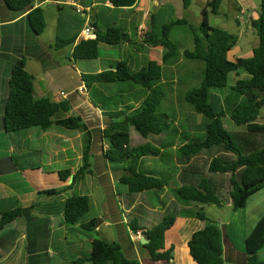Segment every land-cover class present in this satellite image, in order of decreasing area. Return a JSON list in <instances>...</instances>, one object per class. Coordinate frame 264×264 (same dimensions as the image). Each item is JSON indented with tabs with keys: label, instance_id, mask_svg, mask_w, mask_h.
Returning a JSON list of instances; mask_svg holds the SVG:
<instances>
[{
	"label": "crops",
	"instance_id": "1",
	"mask_svg": "<svg viewBox=\"0 0 264 264\" xmlns=\"http://www.w3.org/2000/svg\"><path fill=\"white\" fill-rule=\"evenodd\" d=\"M210 1L202 3L208 7ZM191 6L186 9L183 0H134L130 7H115L108 0H33L32 5L18 11L11 10L5 0H0V138L11 135L6 133L4 125L5 108L10 95V78L16 63L24 60L26 70L34 77L36 95L56 103L67 100L72 110L59 117H81L92 132L94 171L92 177L73 183L74 175L82 165L86 144V136L79 130H67L65 134L60 129L53 130L54 127L59 128L55 125L42 130L40 136L45 141L46 154L43 160L52 171L42 166L36 168L32 164H21L19 158L15 157V148L7 149L8 154L0 156V223L5 213L20 209L21 215L14 222L0 227V264H72L91 254V245L95 239L93 232L100 234L103 228L111 229L114 226L118 228L123 240H127V244L122 243L121 246L129 259L139 260L141 264H194L188 242L195 232L205 226L196 219L200 212L196 210L203 211L206 205L180 201L176 191L184 187L180 180L181 168L177 163V151L185 144L181 138L186 131L192 139L191 134H194L197 125L180 126L176 122L174 127L179 131L178 134L154 136L156 138H153V142L151 136L145 139L147 144L161 148V155L141 159L139 171L161 179L165 187L160 191L128 195L127 188L121 187L123 185L120 183L125 167L109 164L104 155L108 144L102 137V131L109 122L104 111H115L121 107L138 108L144 92L136 86H122L123 90L119 92L120 87L117 85H95L89 90L83 81V75L114 70L122 61L128 62L134 71L145 67L150 60L163 64L164 51L153 45L155 36L158 37L162 28L173 21L185 19L190 22L185 15ZM37 8L44 11L46 20V28L41 35L32 31L28 18ZM222 11L236 12V25L243 31L252 28L256 34L251 21L258 18V7L253 0H223L219 13ZM222 26L228 28L227 24ZM86 28L92 30L90 37L84 34ZM109 29L121 30L127 39L119 46L100 45L98 59H72L73 50L80 42L94 40L97 35L105 34ZM61 40H74L75 43L57 49L56 44ZM110 47L119 49L121 54L118 58L115 55L104 57L101 54L102 50H112ZM184 50L181 49V55ZM181 55L177 61L164 65V71L168 72L165 76L170 78L164 77L161 84L187 82L191 65ZM234 58L236 60L241 57ZM98 63L101 65L97 66ZM114 93L116 95H111ZM117 96L121 97L120 103L114 101L112 109L111 101L119 100ZM237 129L246 130V127L237 126ZM25 157L22 154V158ZM142 168L147 170L142 171ZM65 170L71 171L67 181H63L59 175ZM20 176L27 180L28 187H20ZM70 186L72 187L69 189ZM65 188V192L55 196L40 194ZM74 191L79 196H88L91 209L97 206L99 215L86 218V221L83 220L84 216L78 224L69 226L64 218V205L67 200L64 195ZM144 194L150 195V203L138 202L142 199L139 196ZM119 197L125 201L127 219L121 214L124 212L119 205ZM170 207H174L177 213L173 227L166 233V251L173 248V260L154 263L140 246L142 238L135 239L128 224L137 220L141 227L139 232L143 233L160 224L169 215ZM217 208L223 210L225 207ZM232 209L229 204L225 214ZM234 215L235 221L232 218V221L220 225L215 220L212 221L219 225L222 233L225 264H247L244 245H238L231 237L232 225L240 219L236 230H244L245 240L263 215L257 221L255 217L244 214L242 217L237 212ZM100 217L103 221L96 224L95 231L90 232L91 234L80 229L81 225ZM102 240L116 242L117 237Z\"/></svg>",
	"mask_w": 264,
	"mask_h": 264
},
{
	"label": "trees",
	"instance_id": "2",
	"mask_svg": "<svg viewBox=\"0 0 264 264\" xmlns=\"http://www.w3.org/2000/svg\"><path fill=\"white\" fill-rule=\"evenodd\" d=\"M5 1L8 8L18 11L33 3V0ZM108 1L115 7H130L134 4V0ZM183 1L186 9L192 4V0ZM222 1L209 2L208 7L212 9L213 14H219ZM28 18L32 31L41 35L46 28L44 11L41 8L34 9ZM251 25L259 38V45L249 58L230 60L229 54L237 47L239 38L222 28L212 26L209 14L204 10L200 25H193L185 19L176 20L164 26L158 37L155 36L153 45L164 51L163 64L150 60L145 67L134 71L128 62L122 61L114 70L83 75L84 84L89 90L95 85H117L120 87L119 92H122V86H136L144 92L138 108L104 111V116L109 119L102 131V137L108 144L104 155L109 164L125 167V174L120 178V183L127 188L128 195L160 191L165 187L161 179L139 171L141 159L160 156L161 148L150 144L132 147L131 129L144 139L179 133L174 127L175 122L168 115L159 113V108L166 98V93L161 87L164 65L177 61L181 55L180 45L171 39V33L177 26L186 28L193 41V49H185L181 56L187 61L204 64L202 83L184 95L185 103L202 116V123L196 127L192 139L186 131L181 138L185 144L177 151V163L181 168L180 180L184 187L176 191L177 198L187 203L222 207L223 201L218 196L221 189L226 192L228 204L237 212L244 210L250 199L264 189V124L259 122L261 110L264 109V0H260L258 18L252 20ZM126 39L127 36L121 30L109 29L105 34L97 35L94 40L80 42L73 50L72 59H98L100 45L119 46ZM74 43V40H61L56 44V48L63 49ZM231 74H244L245 77L228 87ZM116 100L113 99L111 103ZM71 110L67 100L56 103L48 98H38L34 77L26 70L25 61L16 63L10 78V95L5 108L6 133L18 134L32 128L47 130L54 125L69 131L83 132L86 144L82 165L73 178L75 184L94 175L92 132L81 117H59L61 114L70 113ZM225 119L238 127H246V132H230L225 126ZM202 155L212 156L206 164L205 174L196 163ZM59 175L63 181H67L71 171L65 170ZM203 176L205 179H202ZM65 191L66 188L40 194L55 196ZM90 209L91 200L88 196L67 199L64 205L66 225L78 224ZM20 215V209L3 214L0 227L14 222ZM196 219L205 226L195 232L188 242L194 264H225L219 225L203 212L197 213ZM97 223L98 220H93L81 225L80 229L86 232L95 231ZM174 223L175 217L168 215L160 224L143 232V237L149 243L139 244L146 250L151 262L173 260V248L166 251V233ZM128 227L132 234L141 230L137 220L129 222ZM91 247L92 252L88 257L78 259L72 264H141L139 260L127 258L118 242L95 238ZM263 249L264 215L244 241L243 252L247 256V264H264L259 258Z\"/></svg>",
	"mask_w": 264,
	"mask_h": 264
},
{
	"label": "rangeland",
	"instance_id": "3",
	"mask_svg": "<svg viewBox=\"0 0 264 264\" xmlns=\"http://www.w3.org/2000/svg\"><path fill=\"white\" fill-rule=\"evenodd\" d=\"M207 1L208 0H193L190 11L187 12V14L185 15L186 18H188L191 24L198 26L201 24L203 20V11L207 9V11L209 12L208 13L209 21L211 25L215 27L223 28L222 25L227 24L228 28H223V29H226L229 33L236 35L239 38L238 45L230 53L229 58L231 60H234L235 56L241 57V58H249L251 53L257 47L259 43L258 36L255 34L254 30L250 28V29H247L246 31H243L242 28L238 27L236 25V20H235L237 13L234 11H228L226 13L222 11L218 15L213 14L212 9L209 7H206V5L202 3V2L206 3ZM253 2L258 7V12H259L260 0H253ZM239 26H241V23ZM171 39L174 43L179 44L181 49H193L192 38L190 34L188 33L187 29L182 26H177L174 28V30L171 33ZM110 48H112V50H108V51L102 50L101 54L104 57H111L112 55L113 56L115 55L118 58L121 54L119 53V49H113L114 47H110ZM185 61L191 65L190 76L187 78L186 80L187 82H183V83L182 82H178V83L169 82L166 85L161 84V87L166 93V98L164 99V101L162 102L159 108V113L168 115L172 121H174L175 123L177 122L178 125L180 126H183V125L188 126V125H193V124L195 126L196 125L198 126V124L200 125V123H202V116L195 113L192 110V108L188 104L185 103L184 95L188 91L198 87L202 83L203 76H204V64L198 61H187V60ZM96 65L99 66L101 64L98 63ZM167 73L168 72L165 70L164 77L170 78V77L165 76V74ZM243 77H245L244 74H241V76L231 74L229 76L228 87L233 86L238 79L243 78ZM173 79L177 80V78H173ZM111 95H116V93L111 94ZM117 97L119 98V100L117 99V101H119L120 103L121 97L120 96H117ZM114 105H115L114 103L110 105L112 106V109ZM121 109L126 110V108L124 107H121L120 110ZM259 122L264 124V109L261 110ZM224 123L230 132H235V133H245L246 132L245 129H237V126L231 123L228 119L227 120L225 119ZM56 129L58 130L60 129L65 134H67V130L64 128H60V127L53 128V130H56ZM41 133H42L41 129L32 128L27 131H22L18 134H11L8 137L6 136L1 137L0 138V156L7 155L8 154L7 149L10 150V147H13L16 150L15 157L19 158V162L21 164H26V165L32 164V165H35L34 167L36 168H41L40 166H42L44 169L48 171H52L50 168H47L43 160L46 154H45V141H42L41 136H40ZM191 136H194V134H191ZM151 138H152L151 142H153V140L156 137L151 136ZM96 144L98 145V143ZM146 144H147V141L140 134H138L134 129H131L132 147H139V146L146 145ZM9 154H11V152ZM22 154L26 155L25 159L22 158ZM209 157H212V156L202 155L201 158H199L198 161L196 162L199 165V167H201V169L203 170L202 171L203 174L206 173V167H207L206 164L209 162ZM150 160L153 161L152 159ZM144 170H147V169L142 168V171ZM209 176H211V174ZM209 178H206V179H209ZM202 179H205V177L203 176ZM19 180H20V187L22 188L28 187L27 180L25 178L20 176ZM121 187H125V186H121ZM84 191L85 190L83 189L82 192ZM76 196H79V195L75 191L73 193L69 192L68 195L67 194L64 195V199H68V198H72ZM218 196L223 201L222 204H223V207H225L223 210H219L217 206L215 205H210V206H205L203 211H201L200 209L196 211L203 212L204 214H206V216L209 219L215 220L219 225L223 222L232 221V218H235L233 219V221H235L236 216L234 215L235 212L233 211V209L229 211L227 214H225V212H227V206L229 205L227 202L226 192L220 189L218 192ZM139 197L142 199H139L138 202H143L144 204L146 202L147 203L151 202L149 194H144L143 196H139ZM118 202H119V205L122 206V209L124 212V213L121 212V214L123 215L124 219L125 218L127 219L128 217L126 216L127 211H126L125 201L119 197ZM190 204H193V203H190ZM168 214L172 215L173 217L177 215V213L174 210V207L169 208ZM237 214L242 217H243V214L245 216L255 217V221L259 219L260 215H264V189L248 202L247 209L244 213H243V210L242 211L240 210V211H237ZM96 215H99V208L97 206H94L90 210V212L85 215L84 217L85 219L83 220L86 221V218H91ZM232 215H234L235 217H232ZM130 220L131 219H128V221ZM239 220H237L236 222H233L232 230H231V237L232 239L235 240V242L238 245L243 246L244 241H245L244 240V237H245L244 230L243 229L236 230V228L239 227V222H240ZM102 221L103 219L100 217L98 219L97 224H101ZM112 223H114L113 220H112ZM124 227L127 228L126 225ZM86 233H90V232H86ZM93 234L95 235L94 237L97 239L110 240V239L117 237L116 242L118 241V243L120 244L123 243L124 245L127 244V240L125 241L123 240V237L119 235L118 228L115 226L112 227L111 229L103 228V231L100 234H97L95 232H93ZM104 235L106 238L104 237ZM142 237H143V234H142ZM259 258L264 261V249L260 252Z\"/></svg>",
	"mask_w": 264,
	"mask_h": 264
},
{
	"label": "built area",
	"instance_id": "4",
	"mask_svg": "<svg viewBox=\"0 0 264 264\" xmlns=\"http://www.w3.org/2000/svg\"><path fill=\"white\" fill-rule=\"evenodd\" d=\"M84 34L86 37H90V35L92 34V30L90 28H86L84 31ZM142 234H143L142 232H138L137 234H134L135 239H137V240L141 239Z\"/></svg>",
	"mask_w": 264,
	"mask_h": 264
},
{
	"label": "water",
	"instance_id": "5",
	"mask_svg": "<svg viewBox=\"0 0 264 264\" xmlns=\"http://www.w3.org/2000/svg\"><path fill=\"white\" fill-rule=\"evenodd\" d=\"M140 243H141L142 245H147V244L149 243V241H147L145 237H142Z\"/></svg>",
	"mask_w": 264,
	"mask_h": 264
}]
</instances>
